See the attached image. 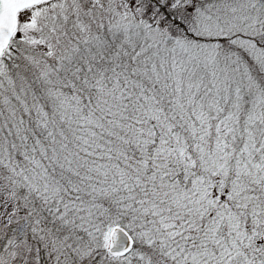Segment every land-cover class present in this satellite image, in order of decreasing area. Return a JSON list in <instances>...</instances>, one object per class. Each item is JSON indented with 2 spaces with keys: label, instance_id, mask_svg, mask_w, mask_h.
<instances>
[{
  "label": "snow or ice",
  "instance_id": "obj_1",
  "mask_svg": "<svg viewBox=\"0 0 264 264\" xmlns=\"http://www.w3.org/2000/svg\"><path fill=\"white\" fill-rule=\"evenodd\" d=\"M0 264H264V0H0Z\"/></svg>",
  "mask_w": 264,
  "mask_h": 264
}]
</instances>
